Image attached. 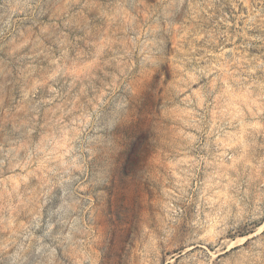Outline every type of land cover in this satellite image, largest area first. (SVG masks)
Masks as SVG:
<instances>
[{
	"label": "rangeland",
	"instance_id": "374dc122",
	"mask_svg": "<svg viewBox=\"0 0 264 264\" xmlns=\"http://www.w3.org/2000/svg\"><path fill=\"white\" fill-rule=\"evenodd\" d=\"M0 264H264V0H0Z\"/></svg>",
	"mask_w": 264,
	"mask_h": 264
}]
</instances>
